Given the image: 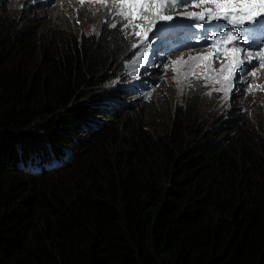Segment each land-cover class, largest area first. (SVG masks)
Segmentation results:
<instances>
[{
    "label": "trees",
    "instance_id": "obj_1",
    "mask_svg": "<svg viewBox=\"0 0 264 264\" xmlns=\"http://www.w3.org/2000/svg\"><path fill=\"white\" fill-rule=\"evenodd\" d=\"M20 18L0 0V264H264V104L188 92L161 133L106 86L120 32Z\"/></svg>",
    "mask_w": 264,
    "mask_h": 264
},
{
    "label": "rangeland",
    "instance_id": "obj_2",
    "mask_svg": "<svg viewBox=\"0 0 264 264\" xmlns=\"http://www.w3.org/2000/svg\"><path fill=\"white\" fill-rule=\"evenodd\" d=\"M129 0H8L9 14L17 17L24 14H30L42 19L56 21H68L73 24L78 34H92L98 30L99 26H108L104 23L105 20L109 22H116L120 27L121 17L112 15L109 16V9L116 11L123 10L125 12L131 11L128 8ZM142 4H148L150 11L145 13L147 19H138L137 23L141 25L139 31L140 37H132L126 35L129 31L125 29L123 34L126 41L131 44L129 57L131 61L126 65L122 79L130 80L133 87H139L137 93L142 100L152 98L155 105L153 107H161L159 118L151 120L152 125L159 128V131H167L168 117L164 112L165 105L173 102H179L188 92L195 91L205 95V102H210V106L218 110V114H225L231 112H245L243 108L250 106L254 102L264 104V56L262 63L256 68L251 65H244L250 71H254L255 75L250 76L247 80V85L244 83H237L239 77H236L233 71V66L240 60H244L241 54L236 51L227 49L224 45H220V50L224 55L220 62L216 61L217 47L208 46L202 47L196 43L200 38L202 32L195 28H189L188 25L193 22L191 14L204 13L207 16V10L211 9L216 13V3H234L233 0H193V4L181 11H167L164 10L159 14L173 15L178 19L189 14L181 21V26L184 29V37H178L177 31L168 30L167 34H171L174 38L171 43L161 44L165 46L177 45V51L173 55L169 50L163 58L159 56L154 59L153 54H148L145 63L137 62L135 65L133 61L139 55L141 48H133L132 45L148 44L147 51L153 47L150 42L152 32L155 31L156 26L160 23L171 24L172 21H160L158 7L161 4H168L170 0H138ZM37 3V5H35ZM43 7H41V5ZM153 5H155L153 7ZM30 6V7H28ZM222 15L223 13H219ZM20 21V20H19ZM79 21V22H77ZM215 26L220 27L221 21H213ZM147 34L148 39H145ZM191 35V36H190ZM181 39L183 42H175ZM160 45V46H161ZM165 52V51H164ZM166 56V57H164ZM147 60H153L148 62ZM254 64V63H253ZM159 65V67L153 66ZM166 65V67H165ZM251 66V68H250ZM238 71V70H237ZM120 82H117L118 85ZM168 96L170 99L166 100ZM144 104V103H141ZM163 104V105H161ZM206 105L208 103H205ZM243 109V111H241ZM204 112H207L206 109ZM215 114V111H210Z\"/></svg>",
    "mask_w": 264,
    "mask_h": 264
},
{
    "label": "snow or ice",
    "instance_id": "obj_3",
    "mask_svg": "<svg viewBox=\"0 0 264 264\" xmlns=\"http://www.w3.org/2000/svg\"><path fill=\"white\" fill-rule=\"evenodd\" d=\"M81 3H83V0H81ZM193 4V0H170L168 4H161L158 7V12L152 13L153 15L159 14V12H162L164 10L167 11H176L184 10L189 5ZM155 5H153L154 7ZM216 13L214 14L211 9L207 10V16H205L204 13L200 14H191V18H193V22L188 25L189 28H195L202 32V35L199 39L196 40V43L202 47H208L213 46L217 47L218 51L216 53V61L220 62L222 59L224 53L222 50H220L221 44H226L228 41L235 40L239 44L244 45V52L248 57H252V52L249 51V48L252 46L260 47L259 44H257L256 38L250 37L247 35V32L249 30L253 32H260L261 28H264V20H255L254 18L257 16L264 17V0H260V2H245L237 4L232 3H216ZM128 8L131 10L129 12H125L123 10L116 11L113 13L112 9H109V16H112L113 14L116 16L121 17L120 21V31L124 32L125 29H128L129 31L126 33V35H130L134 38L140 37L141 32L139 31L141 25L137 23L138 19H147V15L145 13H148L150 11V6L148 4H142L138 2V0H129L128 2ZM223 13L220 15L219 13ZM189 14L185 13L184 16H181L179 19L173 15H164L159 14V20L160 21H172L171 24H165L160 23L158 26H156L155 31H152V29H148V31L152 32L151 38H150V44L155 45L157 42L161 44H165L168 42V30L177 31L178 37H184L185 32L184 29L181 26V21L185 18V16H188ZM213 21H226V23L223 24V27H218L213 24ZM248 22L249 25L255 24L256 27H247L245 25V22ZM79 22V21H77ZM104 23L108 25L109 28H116L117 23L116 22H109L108 20H105ZM229 26H231L229 30ZM237 33L236 36H233L232 33ZM262 36H264V33H261ZM145 39H148L147 34H145ZM175 42L182 43L183 41L181 39H178ZM261 43H264V39L261 40ZM148 44H143V41L140 44H134L132 45L133 48H141V51L139 55L136 56V60L133 61V64L135 65L137 62L140 64L145 63L146 58L148 56L147 48ZM244 65H251L252 68H256L259 65V62L257 61L256 64H253L252 59L247 60H240L233 66V71L236 77H239L237 80V83H244L245 86L247 85V80L250 76H254L255 72L250 71L248 67H245ZM156 67H159V65H153ZM166 67V65H165ZM238 70V71H237ZM250 87V86H249Z\"/></svg>",
    "mask_w": 264,
    "mask_h": 264
},
{
    "label": "clouds",
    "instance_id": "obj_4",
    "mask_svg": "<svg viewBox=\"0 0 264 264\" xmlns=\"http://www.w3.org/2000/svg\"><path fill=\"white\" fill-rule=\"evenodd\" d=\"M210 1H213V0H210ZM234 1V3L233 4H237V5H239L240 3H245V2H260V0H233ZM35 5H37V3L35 4ZM43 5H45V3H43L42 5H41V7H43ZM28 7H30V6H28ZM178 11H181V10H179V9H177ZM23 16H26V14H24ZM23 16H21V18L23 17ZM20 18V19H21ZM39 18V17H38ZM52 19H54V18H52ZM255 20H264V17H262V16H257V17H255L254 18ZM224 23H226V21H221V25H220V27H223V24ZM245 25L247 26V27H249V29L251 28V27H256V25L255 24H251V25H249V23L246 21L245 22ZM101 26H103V25H101ZM100 27V26H99ZM106 28L107 29H114V30H117L118 32H120L123 36H124V34H123V32H121L119 29H120V27H116V28H109L108 26H106ZM230 28H231V26H229V30H230ZM98 31V30H97ZM97 31H95V33H92V34H86L87 36H95L96 34H97ZM261 33H264V28H261L260 29V32H253V31H251V30H249L248 32H247V35H249L250 37H253V38H256V41H257V44H259L260 45V47H255V46H252L251 48H249V51H251L252 52V57H248L246 54H245V52H244V48H245V46L244 45H241V44H239L237 41H235V40H232V41H228L226 44H221V45H224L227 49H229V50H232V51H236V52H238L239 54H241L242 55V57L244 58V60H247V59H252V61H253V63L254 64H256L257 63V61L259 62V65L262 63V58H263V56H264V43H261V40L263 39L262 37V35H261ZM168 35V37H169V39H168V42L167 43H171L173 40L172 39H170V38H174V36L173 35H171V34H167ZM232 35L233 36H236L237 35V33H235V32H233L232 33ZM191 36V35H190ZM161 44L159 43V42H157L155 45H153V47H150L149 49H148V54H153V52L155 51V56H154V59H156L158 56H159V59H162L163 58V56L162 55H166L167 56V54H164V53H166V51L167 50H169L170 51V53L171 54H175L176 53V51L178 50L177 49V45H175V46H163V45H161ZM165 51V52H164ZM130 52V51H129ZM166 56H164V57H166ZM131 59L132 58H130L129 57V53H128V55H127V59L125 60V63H124V65H123V67H122V70H121V72H120V76H119V79L118 80H115V81H113L111 84L109 83V82H111V81H109L108 82V84L106 85L107 87H109L110 85H111V89H113V88H115V89H122V91H123V93H125L127 96H128V99H130V100H133V101H135V102H137L138 103V105L139 106H144V105H146V104H149V103H152L151 101H152V99H153V97L152 98H149V99H147V100H142V99H140L139 97H138V95H137V93H138V91H139V87H133V85L132 84H130V80H127L126 78L125 79H122V76L124 75V70H125V68H126V65L131 61ZM148 62H152L153 60H147ZM117 82H120L118 85L116 84ZM141 103H144V104H141Z\"/></svg>",
    "mask_w": 264,
    "mask_h": 264
},
{
    "label": "bare ground",
    "instance_id": "obj_5",
    "mask_svg": "<svg viewBox=\"0 0 264 264\" xmlns=\"http://www.w3.org/2000/svg\"><path fill=\"white\" fill-rule=\"evenodd\" d=\"M263 39H264V36L262 37ZM250 68H251V66H250ZM254 69V68H253Z\"/></svg>",
    "mask_w": 264,
    "mask_h": 264
}]
</instances>
